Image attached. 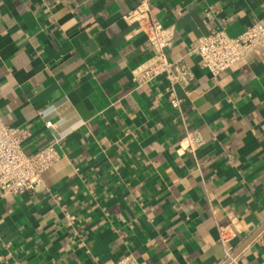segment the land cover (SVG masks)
Instances as JSON below:
<instances>
[{
    "label": "crops",
    "instance_id": "crops-1",
    "mask_svg": "<svg viewBox=\"0 0 264 264\" xmlns=\"http://www.w3.org/2000/svg\"><path fill=\"white\" fill-rule=\"evenodd\" d=\"M136 2L0 0V119L61 155L34 192L0 193V264H264V45L217 76L192 52L264 23V0L152 2L195 73L179 108L165 78L132 80L153 54L123 19Z\"/></svg>",
    "mask_w": 264,
    "mask_h": 264
},
{
    "label": "built area",
    "instance_id": "built-area-1",
    "mask_svg": "<svg viewBox=\"0 0 264 264\" xmlns=\"http://www.w3.org/2000/svg\"><path fill=\"white\" fill-rule=\"evenodd\" d=\"M154 0H137L136 5L123 15L130 25H136V30L147 36L153 54L133 70L132 80L142 86L157 77L168 81L165 89L170 103L180 107L183 98L177 93L180 89L187 93L194 84L195 73L184 60H172L168 56L172 35L166 27L151 12ZM264 45V23L258 21L250 25L237 36H230L224 28L215 27L203 36L200 43L193 48L199 58L200 65L213 76L230 67L249 54L256 52ZM47 128H54L55 122L46 120ZM28 129L19 128L5 123L0 119V193L26 194L34 192L42 183V175L50 169L61 155L54 143L28 153L24 142L29 138ZM184 148L193 152L204 143L199 131L190 130L182 137ZM219 239L227 244L230 237L225 227L219 228ZM235 254L226 250L228 264H236ZM112 264H140L133 254L120 257Z\"/></svg>",
    "mask_w": 264,
    "mask_h": 264
}]
</instances>
